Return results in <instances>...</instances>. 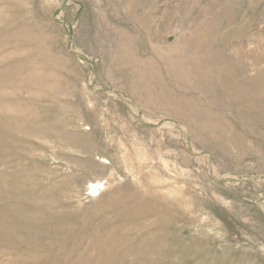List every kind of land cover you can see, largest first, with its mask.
<instances>
[{"label": "rangeland", "instance_id": "obj_1", "mask_svg": "<svg viewBox=\"0 0 264 264\" xmlns=\"http://www.w3.org/2000/svg\"><path fill=\"white\" fill-rule=\"evenodd\" d=\"M0 264H264V0H0Z\"/></svg>", "mask_w": 264, "mask_h": 264}]
</instances>
